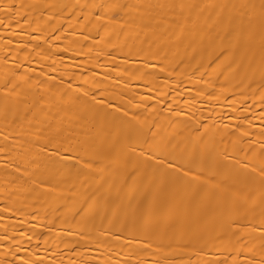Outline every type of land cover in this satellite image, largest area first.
<instances>
[{
    "label": "bare ground",
    "instance_id": "1",
    "mask_svg": "<svg viewBox=\"0 0 264 264\" xmlns=\"http://www.w3.org/2000/svg\"><path fill=\"white\" fill-rule=\"evenodd\" d=\"M0 264H264V0H0Z\"/></svg>",
    "mask_w": 264,
    "mask_h": 264
}]
</instances>
